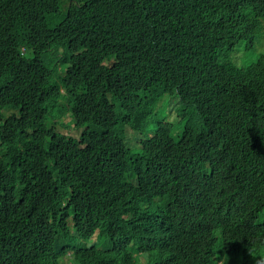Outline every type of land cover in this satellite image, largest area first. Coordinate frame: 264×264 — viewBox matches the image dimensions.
<instances>
[{"label": "trees", "instance_id": "16d2710c", "mask_svg": "<svg viewBox=\"0 0 264 264\" xmlns=\"http://www.w3.org/2000/svg\"><path fill=\"white\" fill-rule=\"evenodd\" d=\"M260 45L264 0H0V264H243L264 57L226 58ZM64 109L78 138L49 123Z\"/></svg>", "mask_w": 264, "mask_h": 264}, {"label": "clouds", "instance_id": "9594fccd", "mask_svg": "<svg viewBox=\"0 0 264 264\" xmlns=\"http://www.w3.org/2000/svg\"><path fill=\"white\" fill-rule=\"evenodd\" d=\"M23 52H25L24 48H23ZM248 56L264 57V45L257 46L256 49L251 53H248L243 48L238 47V48L234 49L228 55V57L226 58V62L229 63L235 70L243 71L248 66L247 65V57ZM53 66H54V68H52L53 69V73H52L53 78H54L55 70H57L60 72V75L58 76L57 79H60V77L66 73L67 65H65L62 62H57V63H53ZM62 91H63V88H62ZM59 103H64L63 107H65V105H66L65 101L59 100ZM63 111H65L69 114V123H70V117H71L70 111L68 109H64ZM60 114H64V113H60ZM54 117H56V116H54ZM49 123L51 124V122H49ZM58 123H59V121H58ZM57 131L59 132L58 128H57ZM171 187L176 188L178 186L171 183ZM171 194H173V196L175 198L178 196V194H174L173 191L171 192ZM255 221L257 223H264V210L260 213L259 218L255 219ZM257 247L258 246L255 243L250 241L247 252L245 254H242L240 257V259L242 261H245L243 264H264V245L260 246L259 248H257ZM152 257L153 256L151 255V258Z\"/></svg>", "mask_w": 264, "mask_h": 264}, {"label": "rangeland", "instance_id": "374dc122", "mask_svg": "<svg viewBox=\"0 0 264 264\" xmlns=\"http://www.w3.org/2000/svg\"><path fill=\"white\" fill-rule=\"evenodd\" d=\"M60 49H61V51L59 50V53L62 54L63 48H60ZM56 58L57 57H54L53 60L56 59ZM51 67L54 68L53 65ZM59 75H60V72L55 70L54 78L57 79ZM63 106H64V103H59L57 105V109H59V108H61ZM9 111H10V108H8V107L3 108L2 110H0V117L3 116V115L6 116L7 114H9ZM168 112H172V111H168ZM168 112L165 114V117L167 116L165 119L167 121H170L173 124V132L172 133L174 135H177L179 132L182 131L184 126H182L179 123V121H180L179 118L178 119H174L173 118L174 117L173 116L174 113L169 115ZM54 113L55 114L53 115L52 119L49 122H51V124L56 125V128L59 129V133L60 134L67 135V136H73V137H76V138H78L79 135L82 134V130H83L82 127L76 126L75 123H73L72 121L69 123V114L68 113H66L65 115L64 114H60V113L58 114L57 111H55ZM54 116H56V117H54ZM187 118H189V119L192 118L193 120H197L198 119V117H197V115H196L194 110H192V114L188 115ZM70 119H71V117H70ZM58 121H59V123H58ZM139 137L142 138L144 136H139ZM77 241H80V239L77 240ZM77 244H78L79 247H87V246L89 247V246H92V245H96L98 247H102L103 246L102 241H95L94 239H90V240H87V241L81 240L80 242H77ZM134 253H135V256H136L138 264H153L155 262L154 260H152L150 262L148 255H145V254L144 255L143 254L139 255V253L136 250H134ZM66 260H67V262L69 264H73V261H72L70 255L67 256Z\"/></svg>", "mask_w": 264, "mask_h": 264}]
</instances>
